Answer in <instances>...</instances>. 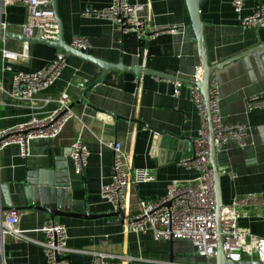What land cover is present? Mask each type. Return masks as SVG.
<instances>
[{
	"label": "crops",
	"instance_id": "0c3cea01",
	"mask_svg": "<svg viewBox=\"0 0 264 264\" xmlns=\"http://www.w3.org/2000/svg\"><path fill=\"white\" fill-rule=\"evenodd\" d=\"M127 1L144 6L141 16L148 23L178 28L155 38L139 37L135 33H123L100 15L111 0H57L63 41L69 44L73 38L83 37L89 43L87 52L97 59L181 77L184 81L180 82L178 96L173 95L171 80L113 70L84 95L101 69L66 55L58 80L31 99H22L12 91L13 72L40 70L61 50L24 40L20 26L26 11L22 4L4 6L2 15L5 27L0 30L12 36L0 39V50L15 52L18 57L0 63V128L27 121L33 115L49 114L63 93L74 116L55 138L32 140L26 157L20 155L16 145L0 150V229L9 211L5 207L7 202L11 208L24 205L28 173L46 168L54 158L62 156L70 164L71 199L81 203V212L86 210L99 216L55 217L56 222L67 228L70 264L171 263L169 241L156 240L150 232L127 231L119 217L104 216L114 212L100 197V187L111 178V143H121L131 168H148L155 174L154 181L129 189L130 212L138 210L139 200L162 197L173 180L190 183L199 176L197 170L178 163L190 150L185 140L199 137L201 130V119L191 97L192 83L187 81L194 80L200 61L197 42L189 28L186 0ZM231 1L204 0L200 7L210 64L255 50L230 61L212 75L219 87L223 121L244 124L250 132L246 146L241 147L230 139L217 151L224 206L241 194L254 192L264 196V107L251 110L246 107L248 97L264 92V27L243 29ZM259 5L264 7V0H245L241 15L252 13ZM2 65L12 68L1 69ZM77 138L86 144L89 153L83 176L74 173L69 156L70 145ZM18 212L15 228L28 239L18 240L7 235L2 240L0 236V264H48L40 242L44 238L41 226L50 219L49 215L35 209ZM240 226L264 237V217L242 219ZM173 258L174 262L187 264L206 263L184 240H174Z\"/></svg>",
	"mask_w": 264,
	"mask_h": 264
},
{
	"label": "built area",
	"instance_id": "2783aa9c",
	"mask_svg": "<svg viewBox=\"0 0 264 264\" xmlns=\"http://www.w3.org/2000/svg\"><path fill=\"white\" fill-rule=\"evenodd\" d=\"M20 3L25 7L26 17L20 30L24 37H38L55 42L58 40L59 25L55 13L47 0H0V29L4 6ZM245 0H232L231 5L239 15L243 29L264 27V7L259 5L250 14L241 15ZM144 6L130 4L127 0H111L100 15L111 21L123 33H135L139 37L155 38L161 33L174 32L178 26H162L150 24L141 16ZM70 46L88 49V40L75 37ZM15 52L0 50V63L15 60ZM66 64V54L60 51L54 59L35 72L16 70L12 75V91L22 99H31L37 92L54 84L61 75ZM11 66L2 65L1 69L11 70ZM200 66L194 80L201 78ZM174 82L173 95H179L181 83ZM191 97L201 119L200 136L191 141V154L178 160V163L199 172L196 180L182 183L173 180L164 195L156 200H139L138 210L130 212L128 191L132 186L145 184L155 180V174L148 168H131L128 158L122 151L121 143L113 142L111 178L108 184L100 187V197L111 205L112 211H121L124 215V228L127 231L145 234L152 233L159 241L184 240L190 243L194 253L206 263L215 264L213 260L217 249V233L215 223L216 200L214 194L213 174L209 163V129L213 132V141L218 151L228 140L233 139L243 147L249 143V127L244 124H229L223 121L219 111V87L211 77L209 87V110L207 111L202 95L192 84ZM248 110L264 107V92L250 96L246 100ZM74 114L67 103V95L63 93L57 100L56 108L45 116H31L27 121L0 128V150L16 145L22 157L28 155V147L32 140L55 138L60 134L65 123ZM70 159L73 170L79 175L87 164L89 156L86 144L75 139L70 145ZM19 212L10 209L7 212L3 227L0 229L2 240L10 235L14 239H28L24 233L15 228ZM264 217V196L259 193H246L235 196L223 207L221 213L222 249L225 256L234 263L242 260L260 261L264 263V237L253 234L248 228L240 226L242 219L251 220ZM44 235L40 244L43 247L48 264H70L67 256L71 249L67 246V228L54 219H47L41 226ZM211 260V261H210ZM3 262V258H2ZM100 264H108L104 261ZM169 264H187L171 262Z\"/></svg>",
	"mask_w": 264,
	"mask_h": 264
},
{
	"label": "water",
	"instance_id": "95a60500",
	"mask_svg": "<svg viewBox=\"0 0 264 264\" xmlns=\"http://www.w3.org/2000/svg\"><path fill=\"white\" fill-rule=\"evenodd\" d=\"M49 2L50 7L53 9L55 13V17L57 23L59 25V33H58V40L55 42L47 41L40 39L38 37H25L24 40L27 41H36L42 42L47 44L51 47H55L63 51L66 55L76 56L81 58L85 61L91 62L98 66L101 69V73L97 80L94 81L93 84L89 85V87L83 93L84 95L96 84L99 83L105 76V74L110 71H118V72H128L133 73L135 76L139 77L142 74H149L158 78H163L171 81H178L183 82L184 79L175 75L167 74L165 72L156 71L152 69L146 68H139V67H131L122 64L119 62L117 64H110L103 60L97 59L93 57L91 54L87 52L86 48L76 49L70 46L68 43L64 42L62 39V29L60 19L57 15V0H47ZM204 0H186L187 8L189 11V28L196 39L197 48H198V55L200 61V68L202 71L201 78L199 80H187L194 84L200 94L203 97L207 116L209 120L210 110H209V87H210V80L213 73L220 69L225 64L229 63L232 60H235L240 57H246L247 54L255 52L249 50L247 52H243L237 56H233L227 60L216 64H210L208 60V53L205 45L204 40V22L200 15V7ZM12 36V34L0 30V39L8 38ZM16 37V36H14ZM18 38H22L19 37ZM264 47V46H263ZM264 63V62H263ZM186 144L190 145V150L187 152L192 153L193 148L191 141L185 140ZM186 155V156H187ZM209 163L213 174V182H214V194L216 200V209H215V223H216V233H217V249L216 255L214 258L215 264H264L260 261H249V260H242L240 262L234 263L229 260L222 249V235H221V213L224 207L221 199V191H220V172L217 167V150L214 145L213 141V132L209 129ZM70 164L65 161V159L60 156L54 158V161L50 164V166L46 168H37L28 173L27 179V189H25V202L23 206H19L17 208H11L10 202H7L5 206L7 209H16V210H28V209H35L39 210L43 213L49 215V218L55 219V217L60 216H72V217H82V218H96L99 216L91 215L86 210L81 212V203L78 201H73L71 199V193L69 191V175H70ZM84 170L81 171L80 175L83 176ZM5 209V208H2ZM117 216L121 220H123L124 215L121 211L113 212L108 215L104 216ZM173 244L174 240L169 241V250L168 256L169 261L173 262ZM69 260V256H67Z\"/></svg>",
	"mask_w": 264,
	"mask_h": 264
},
{
	"label": "rangeland",
	"instance_id": "374dc122",
	"mask_svg": "<svg viewBox=\"0 0 264 264\" xmlns=\"http://www.w3.org/2000/svg\"><path fill=\"white\" fill-rule=\"evenodd\" d=\"M190 251V250H189ZM190 254V252L188 253V255ZM187 255V254H186ZM107 263V262H106ZM109 264V263H108Z\"/></svg>",
	"mask_w": 264,
	"mask_h": 264
}]
</instances>
